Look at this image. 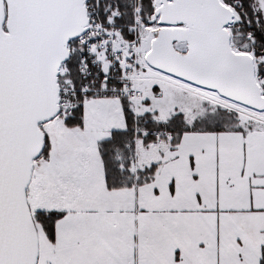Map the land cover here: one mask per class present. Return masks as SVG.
<instances>
[{
    "label": "snow or ice",
    "instance_id": "obj_1",
    "mask_svg": "<svg viewBox=\"0 0 264 264\" xmlns=\"http://www.w3.org/2000/svg\"><path fill=\"white\" fill-rule=\"evenodd\" d=\"M0 264H264V0H0Z\"/></svg>",
    "mask_w": 264,
    "mask_h": 264
}]
</instances>
